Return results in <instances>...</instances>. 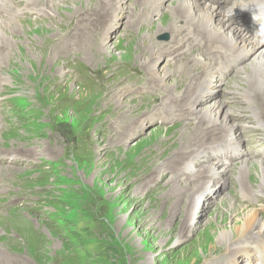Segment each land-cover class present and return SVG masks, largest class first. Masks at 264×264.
Returning <instances> with one entry per match:
<instances>
[{
    "label": "rangeland",
    "instance_id": "1",
    "mask_svg": "<svg viewBox=\"0 0 264 264\" xmlns=\"http://www.w3.org/2000/svg\"><path fill=\"white\" fill-rule=\"evenodd\" d=\"M2 1L0 17L14 30L4 32L6 40L0 35V84L4 82L0 85V151L5 150L0 154V215L10 224L6 234L11 238L2 235L7 229L4 226L0 236L13 243L22 240L23 247L8 241L0 243V264L257 263V255L253 260L228 258L219 247L225 244L219 245L216 238L226 231L230 235L234 213L242 215L246 211L238 210V206H264V175L238 171L243 164L264 165V132L256 128L257 123L264 126V106L260 108L261 118L235 120L239 122L235 129L239 135L228 133V137L238 138L241 158L231 163L221 155L232 151H210L211 157H219L218 170L222 164L226 167L225 179L202 181V169L192 163L188 167L193 169L174 171L173 158L189 162L188 152L181 154L186 144L182 140L193 135L196 123L192 117L181 115L179 108L169 113L173 106L162 102L175 98L166 97V88L176 96L189 82L183 69L180 71V49L172 48L170 33L159 31L171 22L174 0H165L156 17L150 11L147 19L138 0H121V6L113 5L118 11L112 6L114 12L105 7L107 16L97 10L102 4L96 0H46L47 4H42L43 0H32L31 4L28 0H9L8 7ZM253 1L264 3L228 0L217 9L210 0H203L201 5L219 17L223 10L236 21L234 26H240L241 32L255 41L264 39L251 32L252 24L264 20V8L249 12L247 7ZM235 11L240 14L235 15ZM131 16H135L132 25L137 28L127 25ZM110 25H114L112 30L105 31ZM164 34L168 39L158 40L157 36ZM142 43L146 48L152 46L154 52L170 49L179 54L176 64L171 62L173 58L168 59L170 65L163 58L154 64L156 69L171 73L166 85L158 88L151 82L152 66L144 65L149 49ZM184 49L183 57H191L184 65L188 68L191 64L194 74L202 73L201 63L208 65V58L199 57L194 49ZM254 59L255 55L243 61L239 57L234 62L236 68L228 66L222 71L226 75L219 83L211 79L209 88L199 85V92L215 83L217 88L205 95L208 100L201 105L195 102V95L191 101L194 108L199 111L226 102L224 109L238 113L244 106L241 99L247 97L245 92L255 86L246 85L244 77ZM252 97H256L253 103L264 104L260 94ZM72 131L76 135L68 139L65 134ZM251 131L255 133L251 135ZM257 141L260 146L253 150ZM12 151L28 159L16 165L19 159ZM205 157L201 158L204 166V161H209ZM196 183L201 184L193 191L195 202L202 185L209 189L198 204H187L186 195L174 191L177 186L192 187ZM248 188L258 193L250 195ZM189 190L183 192L189 194ZM35 192L40 193L37 204ZM53 212L58 217L50 215ZM259 217L261 225L264 208ZM252 245L255 250L257 245Z\"/></svg>",
    "mask_w": 264,
    "mask_h": 264
},
{
    "label": "bare ground",
    "instance_id": "2",
    "mask_svg": "<svg viewBox=\"0 0 264 264\" xmlns=\"http://www.w3.org/2000/svg\"><path fill=\"white\" fill-rule=\"evenodd\" d=\"M3 1L5 2V4H3V6L8 7L7 3L9 2V0H3ZM3 1H2V3H3ZM28 1L30 3L32 0H28ZM96 1L100 2L98 4H102V5L97 7V8H99L97 10L105 11V12H103V14H104V16H107L108 12L106 13V11H108V9H109L110 11L113 10V12H114V9L118 8V7L115 8L114 6L115 5L121 6L123 0L122 1L121 0H96ZM164 1L165 0H138V2L140 3L139 6L141 8L143 7L142 14L144 15V17L146 19L148 17H151L150 11H151V15H153V18H155L156 17L155 14H157L160 7L163 6L162 4L164 3ZM202 1L203 0H200V1H198V0H174L173 9L170 10V15L172 16L170 19L171 22L169 25L164 26L159 31H161V32L166 31L167 33L171 34L172 40L174 41L172 48L177 49V47H178L180 49L179 52L181 53V59H183L182 64H181L182 68L180 66V71H181V69H183V71H184L183 73H185V75L189 77V78L186 77V78H188L189 82L186 84V88H185L184 92L175 96L173 94V90L171 88H166V93H167L166 97L173 96L175 98L173 100L163 99L162 102H164L165 105L171 104L173 106V109L171 111H169V113L174 112V110H175L174 107L179 108L180 109L179 111H181V115H185L187 117V119L192 117L193 120L196 121V123L194 124L193 135L189 136L188 138H184V140H182V142H184V144L186 142V144H185V149L181 150V152L184 151L181 154L188 152L187 155L186 154L185 155H186V160L189 159V162H186V161L183 162L181 160V158L177 159L178 157H176V158H173V161H176V163H172V165H173L174 171H177V170L185 171L183 168L193 169V167H188V165L190 163L198 164L199 168L202 169V174L205 175V177L202 178V181L207 178V182H209L210 180L220 181V180H223V178L225 179L224 176L226 175V173H225L226 167H223L222 166L223 164L220 161L222 165H221V168L218 170V166H219V164H218L219 159L218 158L219 157H218V155L213 156L214 154L211 157L210 151H213V150L218 149L220 147H225L226 145L230 146V144H228V143H231V144L236 145V146H237V144L239 145L238 138L234 137L232 139V138L228 137V135L230 136V134L235 135V136L239 135V132H235V129L237 128V126H239V122H237L235 120L237 118H242L245 116H250V119H253L254 117H260V118L262 117V115H260V108H263L264 104L259 103V102L253 103V100L256 97L253 98L252 95H257V94L259 95L260 94L263 98V101H264V39H262V40L256 39L255 41H250L249 37L247 38L246 34L241 32L240 26H238V27L234 26L236 24V21L233 18H231L228 15H225L223 10L221 13H222V16L224 19L222 18V16L219 17V15H217L214 12L211 13L210 11H208L205 8V6L201 5ZM210 1H211V3H214L217 5V9L218 8L222 9V6L226 5L228 2V0H210ZM46 2H47L46 0H43L42 4H44V3L47 4ZM0 5H1V3H0ZM112 6L114 7V9ZM105 7H107L108 9L104 10ZM123 8L120 9V13L123 11ZM94 10H96V9H94ZM235 10H236V8H235ZM262 10H264V9H262ZM117 11H118V9H117ZM91 12H92V10H91ZM221 13H220V15H221ZM245 13H246V11H245ZM100 14H101V12H100ZM1 15L2 14H0V16ZM83 15H85V14L83 13ZM143 15H141V16H143ZM86 16H88V15H86ZM131 18H132V16H131ZM131 18L129 17L130 20L128 19L129 21L126 22V23H128L127 25H129L130 28L131 27L137 28V26L132 25L133 18L132 19ZM225 19H226V21H224ZM255 19H257V18H255ZM140 20H143V19H140ZM239 20H241V19H239ZM5 21L2 19V17H0V35L3 36L4 39L6 40V38L4 36V32L6 31V32L10 33L12 30H14V27H10L8 25H7L8 27H6ZM241 21H243V20H241ZM245 23H246V25H248L247 22H245ZM245 23H242V25H244ZM80 26H81V24H80ZM113 26L114 25L108 26L105 29V31L106 30H112ZM105 31H103V32L105 33ZM15 32H16V30H15ZM164 36H166L167 39L169 37L168 34H164ZM159 37H161V36H157V38H159ZM2 43L5 44L6 42H2ZM2 43H1V45H2ZM142 45H144L145 49H149L147 51L148 55L146 53L147 60L144 61V65L149 67V68L152 66V70L151 69L149 70L151 82L153 84H155L158 88L160 86L166 85V80L171 75V73L169 71H164L165 68L156 69L154 64L156 61L158 62L159 58H163L167 63H168L169 58H173V59H171V62H173V64H176L177 62L180 61L179 60V58H180L179 54L176 55L177 51L171 52L170 49L163 50L162 52H154L155 50L153 51L152 46L150 47L151 48L150 49L149 47L146 48L147 45H145V43L144 44L142 43ZM175 45H176V47H175ZM4 48H6V47H3V49ZM155 48H156V46H155ZM184 48L194 49L197 52V54L199 55V57L202 56L204 58H206V57L208 58V59L206 58L207 63L210 62L208 65L201 63L202 64L201 65L202 70H203V72L201 70L202 73L198 72V73L194 74L195 70H193V68H191L192 67L191 64L188 65V68L184 65V61H186V63L188 64L190 62L189 60L191 59V57H189V56L183 57V55H185V53L183 51ZM106 51H108V53L110 52L109 49H106ZM158 54H159V56H157ZM251 55H255V59L251 65L252 66L251 69L246 72L244 77H246V83H245L246 85L254 83L255 86L253 88H250V91L245 92L247 95V97H245V99L244 98L241 99L244 106L238 108V111L240 112V114H238L239 112L238 113L233 112L234 110L229 111L228 109L227 110L224 109L223 107H224V105L227 104L226 102H225L226 104L225 103H219V104L214 103L212 106H209V107L204 108V109H200L199 111H198V109L194 108V105L191 104V101L195 95H197L195 98V102H197L199 105H201V103L204 100H208L205 95L206 94H208V95L213 94L215 89L217 88V85L215 83V84L211 85L209 90H207V91L203 90L202 92H199V90H197L199 85L204 89L209 88L208 82L211 79H217L216 82L219 83L220 82L219 80H221V78L226 75V74L222 73L223 70L228 69V66H232L231 69L236 68V66H234V62L237 61L236 59H238L240 57V61H243L244 59H247ZM177 60H179V61H177ZM104 63H106V62L104 61ZM235 64H237V63H235ZM158 67H159V65H158ZM105 68H106V66H105ZM198 68H201V67L199 66ZM238 71H239V69H238ZM158 73H161V74L159 75ZM250 74H252L251 77L249 76ZM1 84L3 85L4 82L1 81ZM175 85H176V82H175ZM188 86L190 88H188ZM191 86H193V87L191 88ZM236 94H239V93L236 92ZM179 103H180V105H179ZM162 104H161V106H162ZM195 113H199V114L196 115ZM230 113H231V117H230ZM155 116H157V115H155ZM250 122H252V121L249 120V123ZM229 123H230V125H229ZM261 124H263V123H261ZM261 124H259V125L262 126ZM131 125L134 126L136 124H134V122H132ZM250 126L253 127L254 125H250ZM127 128H129V127H127ZM263 128H264V126H263ZM122 132H124V131L122 130ZM125 132H126V130H125ZM229 132H231V133L228 134ZM157 133H159L158 130H157ZM249 133L251 135H253L255 132L251 131ZM119 138L121 139V137H119ZM209 142H213V143H211V145H209V147L206 148L207 143H209ZM218 150L226 152L225 148H221ZM216 154H217V152H216ZM205 156H207V158L209 160V161H207V160L204 161V162H206V166H204V164L201 163V161H202L201 158H206ZM242 156H243V152H241V157ZM226 159H231V157H228ZM223 162H224V159H223ZM230 162L232 163V161H230ZM226 163H227V161H226ZM241 163H239V164H241ZM236 164H235V166H236ZM158 170H160V169H158ZM220 171L222 172L223 177L221 176V173H219ZM238 171H240L244 174L245 173L247 174V172L257 171V172H260L263 176L264 175V165L262 162L243 164L241 166V168H238ZM238 171L236 170V172H238ZM242 173H239V175L242 176L243 175ZM235 177H236V175H235ZM174 181H176V180H174ZM201 183H198V184H201ZM198 184L196 183L192 187H190V186H186V187L185 186L184 187L183 186H177L174 191H177V193H179L180 196H181V194L186 195L187 199L185 202H187V204L188 203L198 204L202 201L203 194L205 195L207 193V191L209 190V189H207V185H206V187H205V185H202V186L200 185L201 186L200 187L201 196L198 197L196 202H195L196 196H194L193 191L196 190V188H199V186H197ZM186 188L190 189L189 194H185L183 192V190H185ZM241 188L243 189V192H244L245 186L241 185ZM249 190H251V191L247 192V193L250 195H255L258 193V192L252 191L253 189L248 188V191ZM213 194H212V196H213ZM206 197L208 198V196H206ZM263 208H264V206H257L256 209H253V208L247 209L244 206L243 207L238 206V210H246V211H244V214H242V215H239L240 213H238V214H236V212L234 213V215H236L235 216L236 219H235V221L233 220L235 223L232 225V227H230V232H229L230 235L226 231V232H223L221 234V238H216L218 241H220L219 245H221L223 243L225 244V245L219 246V247H222L224 249V252L228 258L233 257V258L238 259L240 256H242V257L247 258L249 260H253V258L256 257V255H257L258 258H262L264 261V222L261 223V225H260L261 220L259 217V212L263 211ZM228 209H227V211H228ZM256 224H259L260 227L257 228ZM255 225H256V227H255ZM225 230H228V229H225ZM252 244L257 245V247L255 246V248H258V249L253 250L251 248ZM262 246H263V248H261ZM256 260L257 259H255V261Z\"/></svg>",
    "mask_w": 264,
    "mask_h": 264
},
{
    "label": "trees",
    "instance_id": "3",
    "mask_svg": "<svg viewBox=\"0 0 264 264\" xmlns=\"http://www.w3.org/2000/svg\"><path fill=\"white\" fill-rule=\"evenodd\" d=\"M62 123H63V122H60V123H58V125L61 126ZM53 216L58 217V215H57L56 213H53ZM96 246H98V245H96Z\"/></svg>",
    "mask_w": 264,
    "mask_h": 264
},
{
    "label": "water",
    "instance_id": "4",
    "mask_svg": "<svg viewBox=\"0 0 264 264\" xmlns=\"http://www.w3.org/2000/svg\"><path fill=\"white\" fill-rule=\"evenodd\" d=\"M159 39H167V37L166 36H161V37H159Z\"/></svg>",
    "mask_w": 264,
    "mask_h": 264
}]
</instances>
